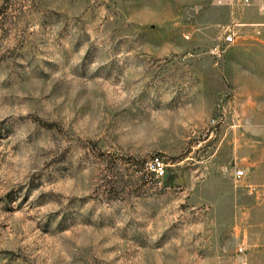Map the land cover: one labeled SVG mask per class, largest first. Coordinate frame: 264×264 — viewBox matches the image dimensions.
<instances>
[{
  "label": "rangeland",
  "instance_id": "obj_1",
  "mask_svg": "<svg viewBox=\"0 0 264 264\" xmlns=\"http://www.w3.org/2000/svg\"><path fill=\"white\" fill-rule=\"evenodd\" d=\"M226 25L213 0H0V264H264V112L228 79L255 54Z\"/></svg>",
  "mask_w": 264,
  "mask_h": 264
},
{
  "label": "crops",
  "instance_id": "obj_2",
  "mask_svg": "<svg viewBox=\"0 0 264 264\" xmlns=\"http://www.w3.org/2000/svg\"><path fill=\"white\" fill-rule=\"evenodd\" d=\"M256 2L255 6L237 7L233 1L219 5L213 0L217 9L225 14L227 25L231 23L240 25L238 27L240 37L234 44V48L255 54V67L249 65L252 61L250 62L248 55L247 58L240 60L238 66L230 61L231 70L228 79L232 88L240 95H255V99L243 98V101L239 103L240 108L245 110L246 104H250L252 109L264 112V11L259 7L264 4V0H256ZM256 127L259 131L257 133L264 138V117L260 116L257 119ZM246 165L248 169L257 168L254 162H247Z\"/></svg>",
  "mask_w": 264,
  "mask_h": 264
},
{
  "label": "built area",
  "instance_id": "obj_3",
  "mask_svg": "<svg viewBox=\"0 0 264 264\" xmlns=\"http://www.w3.org/2000/svg\"><path fill=\"white\" fill-rule=\"evenodd\" d=\"M233 1L234 5L237 7H250L257 4L256 0H214V3L222 5ZM260 9L264 11V4L259 5ZM240 25L237 23H231L226 26H223V42L228 46L234 45L240 37V32L238 27ZM151 169L159 176L162 177L166 173V167L163 161L159 158H155L150 163ZM248 172L246 169H240L235 171V178L240 180L247 176ZM250 191L256 190V187L250 186ZM243 251V249H241Z\"/></svg>",
  "mask_w": 264,
  "mask_h": 264
}]
</instances>
